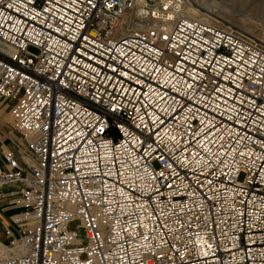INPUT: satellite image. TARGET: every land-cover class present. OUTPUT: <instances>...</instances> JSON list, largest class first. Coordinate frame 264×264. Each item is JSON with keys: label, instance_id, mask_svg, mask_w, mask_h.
<instances>
[{"label": "built area", "instance_id": "1", "mask_svg": "<svg viewBox=\"0 0 264 264\" xmlns=\"http://www.w3.org/2000/svg\"><path fill=\"white\" fill-rule=\"evenodd\" d=\"M194 1L0 0V264H264V41Z\"/></svg>", "mask_w": 264, "mask_h": 264}, {"label": "rangeland", "instance_id": "2", "mask_svg": "<svg viewBox=\"0 0 264 264\" xmlns=\"http://www.w3.org/2000/svg\"><path fill=\"white\" fill-rule=\"evenodd\" d=\"M211 1L214 5L213 8L214 12H211L208 9L201 7L203 9L202 12L205 15L219 22L230 24L239 31L264 41V0H211ZM222 8L223 9L225 8L226 10L232 12V14L223 15L221 11ZM240 11L244 18L236 15ZM231 20H236L239 24H236L235 22L233 23ZM29 51L36 53V51L32 48H29Z\"/></svg>", "mask_w": 264, "mask_h": 264}, {"label": "crops", "instance_id": "3", "mask_svg": "<svg viewBox=\"0 0 264 264\" xmlns=\"http://www.w3.org/2000/svg\"><path fill=\"white\" fill-rule=\"evenodd\" d=\"M25 150V142L20 134L13 128L9 105H0V165L2 162V152L11 151L18 158H21ZM14 188L5 187L0 190V241H4L3 231L5 228L12 227L11 217L17 212L10 205L12 196L10 193Z\"/></svg>", "mask_w": 264, "mask_h": 264}, {"label": "bare ground", "instance_id": "4", "mask_svg": "<svg viewBox=\"0 0 264 264\" xmlns=\"http://www.w3.org/2000/svg\"><path fill=\"white\" fill-rule=\"evenodd\" d=\"M195 2V4L198 6V7H204V8H206V9H208L209 11H211V12H214L213 11V8H214V5H213V3H212V1L211 0H195L194 1ZM222 13H223V15L224 14H232V12H230V11H228V10H226L225 8L223 9L222 8ZM234 12H236V11H234ZM221 13V14H222ZM196 14H198V15H196ZM195 15V16H194ZM199 15H201L198 11H196V10H188V12H187V16L189 17V18H192V19H197V20H201V21H208V19L205 17V16H203V15H201L202 17H203V19H202V17L201 16H199ZM237 16H241V17H243V15L241 14V11L239 12V13H237L236 14ZM128 17H129V12H125L124 13V15L122 16V24H129V19H128ZM244 18V17H243ZM128 19V20H127ZM233 23L235 22L236 24H239L236 20H231ZM132 28H134V25H124L123 26V30H122V32L123 33H126L127 31H129L130 29H132Z\"/></svg>", "mask_w": 264, "mask_h": 264}]
</instances>
